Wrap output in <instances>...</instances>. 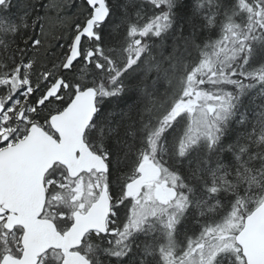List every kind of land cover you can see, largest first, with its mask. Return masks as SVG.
I'll return each mask as SVG.
<instances>
[{
	"label": "snow or ice",
	"instance_id": "obj_1",
	"mask_svg": "<svg viewBox=\"0 0 264 264\" xmlns=\"http://www.w3.org/2000/svg\"><path fill=\"white\" fill-rule=\"evenodd\" d=\"M0 264H264V0H0Z\"/></svg>",
	"mask_w": 264,
	"mask_h": 264
},
{
	"label": "trees",
	"instance_id": "obj_2",
	"mask_svg": "<svg viewBox=\"0 0 264 264\" xmlns=\"http://www.w3.org/2000/svg\"><path fill=\"white\" fill-rule=\"evenodd\" d=\"M53 27H55V24H53Z\"/></svg>",
	"mask_w": 264,
	"mask_h": 264
}]
</instances>
